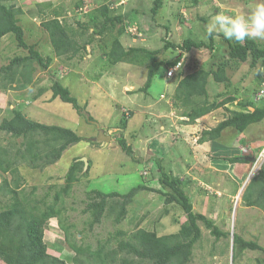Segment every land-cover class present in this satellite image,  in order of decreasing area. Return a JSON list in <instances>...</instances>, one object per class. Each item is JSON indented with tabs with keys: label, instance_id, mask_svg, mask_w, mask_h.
Listing matches in <instances>:
<instances>
[{
	"label": "rangeland",
	"instance_id": "374dc122",
	"mask_svg": "<svg viewBox=\"0 0 264 264\" xmlns=\"http://www.w3.org/2000/svg\"><path fill=\"white\" fill-rule=\"evenodd\" d=\"M152 1L18 0L22 8L18 17L25 30V41L35 42L40 54L44 58L51 57L52 61L46 71L40 70L35 63L15 70L17 78H21V73L34 69L31 83L25 89L19 90L16 83L4 84L2 87L0 81V123L10 118L13 110L19 109L32 121L70 129L84 139L69 146L53 165L33 169L28 159L14 158L21 139L0 131V148L9 151L11 169L13 167L17 170L15 174L10 171L4 174L0 172V187L4 179L11 187L18 182L19 199L25 196L33 201L43 200L45 204H52L54 194L65 185L64 175L71 162L75 158L84 157L92 169L73 184L69 195H60L63 215L49 220L44 230L47 254L65 264H76L73 262L74 257L78 258V264H150V261H140L126 251H118L117 245L120 241L130 240V234L138 229L154 232L159 237L177 234L186 217L176 203L166 204L159 194L139 190L126 205L124 219L116 224L114 218L119 208L115 206V210L110 211L109 205L119 204L122 199L114 197L107 201L108 208L101 222L91 228L89 223L92 216L84 212V209L87 202L94 198V190L115 192L123 196L137 185H144L157 191L170 192L159 184L160 165L170 179L178 180L189 197L194 213L204 215L219 230L229 233V237L216 240L198 222L200 238L192 248L188 264H264V255L247 250L234 261L230 259L231 232L264 247V209L247 206L242 200L249 182L264 169V120L243 132L227 128L216 141L200 144L197 141L201 130L216 127L233 111L241 110L240 106L231 103L189 121L182 114L184 108L174 110L178 104L172 101L181 70L183 72L180 76L183 78L198 69L216 70L218 66L224 65L227 67L228 81L218 84L209 78L206 87L208 102L220 101L231 94L236 96L237 102L250 101V105L264 106V92L259 94L260 90L264 91V84L256 76L260 64L254 68L248 64L234 67V61L228 56L226 41L221 36L213 37L211 49H192L186 52L176 63L179 69L174 70L173 77L165 78L166 67L161 64L145 96L140 88L146 81V68L126 62L112 66L105 57L113 38L119 36L118 31H121L118 38L124 48L158 49L161 50L160 58L170 61V58L177 56L178 51L162 50V38L174 44H180L185 38L208 43L206 25L212 16L219 12L230 15L249 13L258 0H205L198 6H194L191 0H162L154 20L150 13ZM102 4L109 6L110 15L129 14L125 22L116 25L111 33L95 36L80 56L76 55L70 61L56 57L47 33L42 31L41 21L57 16L56 13L61 11L66 14L64 18L68 22L81 19L87 22L92 9ZM75 29L81 34L76 35L80 43L88 40L92 33V29L84 30L79 26ZM254 41L264 49V41ZM25 54L27 52L17 46L13 35L8 34L0 39V67ZM53 75L68 88L83 113L91 116L93 121L88 122L71 104L59 98L51 99ZM124 84L132 87L127 89L122 87ZM38 90L40 95H37ZM141 94L144 96L140 97ZM194 100L202 102L201 98ZM139 105L148 107L143 110ZM122 115L128 117L126 127L119 126ZM183 122L188 123L190 129L183 127L179 131ZM98 125L105 133L112 134V142L106 146L93 140L97 136ZM118 137H123L130 146L132 157L120 148ZM238 157L255 158L257 161H229ZM258 185L256 181L251 191L257 190ZM11 202L5 188H0V211ZM38 207L42 209V204ZM118 231L125 234L119 235ZM70 244L82 247L85 251L75 255ZM99 248H102L101 254L106 255L102 256L105 263L93 255Z\"/></svg>",
	"mask_w": 264,
	"mask_h": 264
},
{
	"label": "trees",
	"instance_id": "16d2710c",
	"mask_svg": "<svg viewBox=\"0 0 264 264\" xmlns=\"http://www.w3.org/2000/svg\"><path fill=\"white\" fill-rule=\"evenodd\" d=\"M204 1L191 0V3L194 6H198ZM161 5L162 0L152 1V7L150 8L152 20L157 16ZM47 6H50V4H47ZM108 8L109 6L106 4L93 8L87 22H82L81 20L83 19L76 20L77 22H68L67 18H64L66 14L61 11L56 13L57 16L43 19L40 26L42 31L45 34L47 33L49 37L54 55L56 57H63L67 61H70L76 55L80 56L81 52H84L86 47L93 42L95 36L111 33L116 25L124 23L126 16L129 15H110ZM21 13L22 8L18 0H0V39L11 34L14 36L17 46L27 52L24 56L15 57L7 65L0 67L1 86L16 83L19 90L29 86L34 69L31 68L29 72L21 73V78H17L15 72L17 68L35 63L40 70L46 71L52 61L51 57L47 56L44 58L40 54L37 49L38 45L35 42L27 43L25 41V30L21 26L18 17ZM131 13H136V11H132ZM58 17H62V19L59 20ZM76 26L84 30L92 29L88 40L82 43L77 40L76 35L81 34L77 33ZM120 34L121 31H118L119 36ZM119 36L113 38L111 47L107 54H105L106 61L112 65L126 62L133 65L139 64V66L146 68L147 77L144 86L140 88L141 92H146L151 87L153 78L161 64L166 67L167 71L174 67L186 52H190L192 49H211L213 47V37H208V43L195 42L191 38H185L180 44H174L168 41L167 38H162V50L176 49L178 51L177 56L170 58V61H166L163 57L160 58L161 50L158 49L152 50L146 47L124 48L118 38ZM221 37L223 38L222 35ZM224 40L229 48L228 56L234 61L232 62L234 67H238L239 64H248L250 68H254L257 64H260V68L264 67V49L259 47L254 40L248 39L243 43H237L227 39ZM145 60L148 63H144ZM226 68L224 65H220L216 70L205 71L198 69L183 76V78L180 76L182 75L181 72H183L181 70L179 73L180 80L174 90L172 101L178 104L179 108H184L182 114L189 121L203 117L220 107L222 108L231 103L234 104L236 96L231 94L220 101L208 102L209 93L206 87L209 78H212L218 84L227 82L228 76L226 74ZM256 76L261 84H263V73H258L257 71ZM55 78L57 77L54 75L51 78V99L59 98L62 102L71 104L73 109L79 115H84L88 122L93 121L91 116L83 113L77 99L71 95L68 88L64 87ZM40 94L41 92L39 91L37 95ZM195 98H201L202 102L198 103L194 100ZM249 102H237L236 105L240 106L241 110L233 111L230 116L221 121L216 127L202 131L198 141L217 140L222 131L227 128H233L237 132H243L249 126L261 123L264 120V106L259 107L251 103L252 106L248 104ZM250 108H253V111ZM127 120L128 118L122 115L119 126L126 127ZM0 131L5 132L15 139H21L19 148L14 152V158H20L22 160L28 159L29 165L33 169H41L53 165L60 159L62 153L69 146L84 139L70 129L32 121L19 109L13 110L12 116L9 119L2 120L0 123ZM117 143L126 155L133 156L132 149L126 144L123 137H118ZM2 156L7 158H2ZM229 161L231 163H246L243 157L233 158ZM136 162L139 163V161ZM11 165L12 161L9 160V151L6 148H0V172L4 174L10 171L12 174H15L17 170L13 167L11 169ZM89 168V162L85 163L81 159L75 158L64 175L65 185L54 194L52 204H45L43 200L39 202L33 201V199L25 196L19 199L17 193L19 188L18 182H13L14 187H11L6 179L3 180L0 188H5L9 200L12 202L6 209L0 211V264H65L62 260H58L47 254L46 244L44 243V230L49 220L60 218L63 215V206L59 202L60 195H69L73 184L79 181L82 175H86ZM158 169L160 173L159 184L164 188H168L170 192L157 191L144 185H137L123 196H119L115 192L102 193L94 190L92 191L94 198L87 202L84 212H89L92 216L89 223L91 228L93 225L101 222L102 216L108 208L107 201L114 197H120L122 199L121 203L109 205L110 211L115 210V206L119 208L114 218V222L118 224L124 219L126 205L137 191L143 190L147 193L159 194L164 199V203H176L185 214L186 220L181 224L179 232L177 234L159 237L154 232L138 229L130 234V240L120 241L117 249L120 252L126 251L127 254H132L140 261L148 260L150 264H169L170 262H174L175 264H188L192 248L200 238L198 222H201L216 240L222 237H229V233L219 230L204 215L194 213L189 197L184 192V189L180 187L178 180L170 179L160 165H158ZM256 181L259 184L258 188L252 192L251 189ZM242 200L247 206H256L264 209V169H261L249 182L242 195ZM40 203L42 204V209L38 207ZM63 229L68 231L65 227ZM117 234L124 235L125 233L118 231ZM232 240V261L246 250L259 252L264 255V247L254 241L244 240L236 234H233ZM70 247L75 252V255H80L85 251L84 248L76 247L74 244H70ZM101 251L102 248H99L93 255L100 262L105 263V260L102 259L104 255L101 254ZM73 262L78 264V258L74 257Z\"/></svg>",
	"mask_w": 264,
	"mask_h": 264
},
{
	"label": "clouds",
	"instance_id": "9594fccd",
	"mask_svg": "<svg viewBox=\"0 0 264 264\" xmlns=\"http://www.w3.org/2000/svg\"><path fill=\"white\" fill-rule=\"evenodd\" d=\"M206 35L210 38L222 35L237 43L248 39L264 41V0H258L254 9L246 14H215L206 25ZM258 73H264V67L259 68Z\"/></svg>",
	"mask_w": 264,
	"mask_h": 264
},
{
	"label": "water",
	"instance_id": "95a60500",
	"mask_svg": "<svg viewBox=\"0 0 264 264\" xmlns=\"http://www.w3.org/2000/svg\"><path fill=\"white\" fill-rule=\"evenodd\" d=\"M264 75V73H263ZM251 111H253V108H250ZM96 143H103L105 146L111 142L112 140V136L110 134H105L104 131L102 129L98 130L97 136L93 139ZM246 161H250V162H256L257 160L255 158H243ZM86 163V162H85ZM233 246V242L231 240V248H230V259L232 261V248Z\"/></svg>",
	"mask_w": 264,
	"mask_h": 264
},
{
	"label": "crops",
	"instance_id": "0c3cea01",
	"mask_svg": "<svg viewBox=\"0 0 264 264\" xmlns=\"http://www.w3.org/2000/svg\"><path fill=\"white\" fill-rule=\"evenodd\" d=\"M119 63H117V64H115V65H112V66H116V65H118ZM122 87H126L127 89H129L130 87H132V86H127L126 84H124V85H122ZM174 91V90H173ZM125 92V91H124ZM126 93V92H125ZM144 94H145V96H147V94H148V91H146V92H143ZM144 94H141L140 95V97H142V96H144ZM127 97L129 96L128 94L126 95ZM237 103V101H234V104H236ZM147 105H149V104H147ZM151 105V104H150ZM149 105V106H150ZM140 106V105H139ZM227 106V105H226ZM140 107H142V109L144 110V109H147V107L148 106H146V108H144L142 105L140 106ZM174 110H180L181 108H179L178 106L176 107V106H174ZM142 113V112H141ZM175 113H178L177 111H175ZM148 114V113H147ZM176 115V114H175ZM185 120H188L187 118H185ZM100 126L98 125L97 126V129L99 130V129H102L101 127L99 128ZM175 127H177V126H175ZM185 128V129H188L190 126H188V123H185V122H183L181 125H180V127L178 128L179 129V131H181V130H183L182 128ZM181 128V129H180ZM190 129V128H189ZM207 129V128H206ZM208 129H211V128H208ZM98 130L96 131L97 133H98ZM104 131V130H103ZM201 131H203V130H201ZM105 132V131H104ZM177 133V132H176ZM107 134V133H106ZM111 136H112V134H111ZM96 136H94V138H95ZM197 137V136H196ZM91 138H93V137H91ZM197 139V138H196ZM214 141H216V140H214ZM111 142H112V140H111ZM110 142V143H111ZM197 142H199V141H197ZM206 142H209V141H202V142H199L200 144H204V143H206ZM80 159L82 160V161H86L85 160V158L84 157H80ZM87 162V161H86ZM91 169H92V167H90ZM89 168V169H90ZM89 179V178H88Z\"/></svg>",
	"mask_w": 264,
	"mask_h": 264
},
{
	"label": "built area",
	"instance_id": "2783aa9c",
	"mask_svg": "<svg viewBox=\"0 0 264 264\" xmlns=\"http://www.w3.org/2000/svg\"><path fill=\"white\" fill-rule=\"evenodd\" d=\"M177 69H179V64L178 65H175L174 67H172V68H170V69H168L167 71H166V77H173L172 75H173V72H174V70H177ZM263 90H260V92H259V94H263ZM126 118H128L127 117V115H126ZM245 150V149H244ZM245 153L247 152V150H245L244 151ZM144 174H147V172H144Z\"/></svg>",
	"mask_w": 264,
	"mask_h": 264
},
{
	"label": "bare ground",
	"instance_id": "6f19581e",
	"mask_svg": "<svg viewBox=\"0 0 264 264\" xmlns=\"http://www.w3.org/2000/svg\"><path fill=\"white\" fill-rule=\"evenodd\" d=\"M231 237H233V233L231 232ZM232 240V239H231ZM233 241V240H232Z\"/></svg>",
	"mask_w": 264,
	"mask_h": 264
},
{
	"label": "flooded vegetation",
	"instance_id": "af4514ba",
	"mask_svg": "<svg viewBox=\"0 0 264 264\" xmlns=\"http://www.w3.org/2000/svg\"><path fill=\"white\" fill-rule=\"evenodd\" d=\"M105 133V132H104ZM106 134V133H105ZM111 135V134H110Z\"/></svg>",
	"mask_w": 264,
	"mask_h": 264
}]
</instances>
